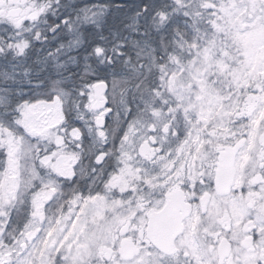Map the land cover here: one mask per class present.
I'll return each instance as SVG.
<instances>
[{
  "label": "snow or ice",
  "instance_id": "obj_1",
  "mask_svg": "<svg viewBox=\"0 0 264 264\" xmlns=\"http://www.w3.org/2000/svg\"><path fill=\"white\" fill-rule=\"evenodd\" d=\"M0 264H264V0H0Z\"/></svg>",
  "mask_w": 264,
  "mask_h": 264
}]
</instances>
